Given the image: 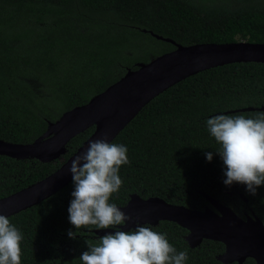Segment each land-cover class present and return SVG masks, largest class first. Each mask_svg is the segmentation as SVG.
<instances>
[{"label": "trees", "instance_id": "16d2710c", "mask_svg": "<svg viewBox=\"0 0 264 264\" xmlns=\"http://www.w3.org/2000/svg\"><path fill=\"white\" fill-rule=\"evenodd\" d=\"M196 44L245 41L264 44V0H0V140L29 144L48 123L87 104L138 64ZM35 85L36 87H34ZM264 107V64L236 63L200 72L147 104L112 143L128 148L121 167V190L110 203L127 204L132 195L156 197L191 210L212 209L204 196L237 216L264 222V186L257 195L246 186H226L220 145L206 121L218 115L255 118ZM227 113V114H225ZM90 128L66 145L59 160L41 163L0 157L15 177L0 176V197L33 184L58 169L92 134ZM212 152L209 162L205 153ZM27 163L32 164L30 169ZM19 165V175L14 170ZM5 174V175H6ZM2 182L4 185H2ZM73 180L36 206L9 217L24 236L21 264H82L86 242H99L95 226L77 230L69 221ZM243 196L247 203L242 200ZM186 264H221L224 246L203 241L191 249L187 231L170 222L152 227ZM77 237H69V231ZM251 261V259H248Z\"/></svg>", "mask_w": 264, "mask_h": 264}, {"label": "water", "instance_id": "95a60500", "mask_svg": "<svg viewBox=\"0 0 264 264\" xmlns=\"http://www.w3.org/2000/svg\"><path fill=\"white\" fill-rule=\"evenodd\" d=\"M158 40L171 43L175 49L138 64L136 70H128L123 77L102 93L94 96L81 107L64 113L56 122L48 123L46 131L32 143L13 144L0 140V156L15 160L35 159L41 163L60 160L66 154L70 140L94 128L92 134L53 173L30 186L0 199V215L7 218L38 205L56 194L72 180L69 169L77 156L82 155L91 141L105 135L112 143L120 132L152 100L169 88L200 72L236 63L264 64V44L240 41L226 44H196L187 47L175 45L169 39L152 35ZM124 102L122 107L109 117L99 114L102 106ZM264 112V107L245 108L236 112ZM227 114V113H225ZM212 207L203 211L172 205L160 198L142 199L132 195L123 207H118L132 219L120 230L130 231L137 225L157 226L170 222L187 231L185 241L194 249L203 241H213L224 246L217 256L222 264H241L252 259L264 264V226L258 219H240L230 208L204 196ZM242 199H246L242 196ZM115 229L94 230L96 237L114 234Z\"/></svg>", "mask_w": 264, "mask_h": 264}, {"label": "clouds", "instance_id": "9594fccd", "mask_svg": "<svg viewBox=\"0 0 264 264\" xmlns=\"http://www.w3.org/2000/svg\"><path fill=\"white\" fill-rule=\"evenodd\" d=\"M206 125L220 145L216 153L226 168L225 185H245L250 195H257V189L264 186V113L255 118L244 114L218 115L208 119ZM205 155L209 162L213 160L212 152ZM128 164V148L109 143L106 135L91 141L85 152L72 161L70 223L77 230L89 226L115 229L114 234L104 235L97 243L86 242L88 250L79 259L82 264H186L187 252H177L167 233L157 232L149 225H137L127 232L120 230L132 217L110 200L121 190L119 172ZM68 235L75 239L77 232L70 230ZM23 239V233L10 219L0 215V264H21Z\"/></svg>", "mask_w": 264, "mask_h": 264}, {"label": "flooded vegetation", "instance_id": "af4514ba", "mask_svg": "<svg viewBox=\"0 0 264 264\" xmlns=\"http://www.w3.org/2000/svg\"><path fill=\"white\" fill-rule=\"evenodd\" d=\"M0 157H5V156H0ZM8 158V157H7ZM11 159V158H10ZM15 160V159H14ZM26 160H35V159H26ZM17 161H20V160H17ZM37 161V160H36ZM26 164H27V166L31 169L32 168V164H29V163H27L26 162ZM9 164H6V163H3V164H1L0 165V176H1V178H2V181L3 182H5L6 181V179L7 178H10V177H15V174H13V175H10V174H6V172H4V170H7L8 168H9V166H8ZM22 172V170L21 169H19V165L16 167V169L14 170V173H16V175H19L20 176V174L19 173H21ZM6 174V175H5ZM2 182V185H4V183ZM31 185V184H30ZM30 185H26L25 187H19V184H15V191L14 192H12V193H7V195H5V196H2V197H0V199H2V198H5V197H7V196H10V195H12V194H14V193H16V192H18V191H20V190H22V189H24V188H26V187H28V186H30ZM242 197V196H241ZM243 200V199H242ZM243 202L244 203H247V200L245 201V200H243ZM240 219H242V220H246V217H250V218H253V219H258L261 223H262V225L264 226V222L263 221H261L258 217H256L254 214H249V215H247V214H244L242 217H240V216H238ZM184 239H185V237H184ZM224 252V251H223ZM221 255V254H220ZM219 256V255H218ZM217 258V257H216ZM221 263V262H220ZM222 264V263H221ZM231 264H239V263H236V262H233V263H231ZM241 264H257L254 260H252L251 259V261H249L248 259H246L245 261H243Z\"/></svg>", "mask_w": 264, "mask_h": 264}, {"label": "bare ground", "instance_id": "6f19581e", "mask_svg": "<svg viewBox=\"0 0 264 264\" xmlns=\"http://www.w3.org/2000/svg\"><path fill=\"white\" fill-rule=\"evenodd\" d=\"M124 102H121V100H119L118 103L115 104H110L108 106H102L99 110V114L102 116L109 117V115H112L113 113H116L123 105Z\"/></svg>", "mask_w": 264, "mask_h": 264}, {"label": "rangeland", "instance_id": "374dc122", "mask_svg": "<svg viewBox=\"0 0 264 264\" xmlns=\"http://www.w3.org/2000/svg\"><path fill=\"white\" fill-rule=\"evenodd\" d=\"M34 87H36L35 85H33ZM150 226V225H149Z\"/></svg>", "mask_w": 264, "mask_h": 264}]
</instances>
